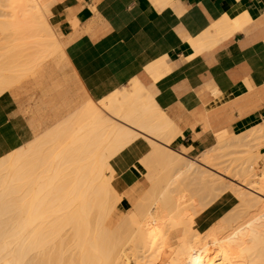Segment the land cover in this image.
<instances>
[{
  "label": "bare ground",
  "instance_id": "1",
  "mask_svg": "<svg viewBox=\"0 0 264 264\" xmlns=\"http://www.w3.org/2000/svg\"><path fill=\"white\" fill-rule=\"evenodd\" d=\"M57 1L0 0V48H61L51 13ZM244 22L225 18L226 34ZM46 57H29L23 73ZM148 70L156 83L172 66L154 61ZM14 79L0 76V87ZM246 83L249 94L240 99L213 91L203 132L211 130L209 115L220 107L232 113L231 124L197 157L186 146L177 149L184 130L157 101L156 91L148 96L151 104L145 102L139 82L132 109L130 95L112 98L111 107L102 103L112 113L114 101L120 103V117L136 131L90 102L88 127L75 129L70 143L57 130L1 155L0 264H148L154 248L157 264H264V191L249 185L264 146V86ZM141 130L151 145L142 157L153 182L150 198V188L139 197L110 162ZM231 147L242 155L229 158ZM223 195L237 204L214 225L186 228L185 215L201 216ZM124 197L135 207L129 217L117 212Z\"/></svg>",
  "mask_w": 264,
  "mask_h": 264
},
{
  "label": "crops",
  "instance_id": "2",
  "mask_svg": "<svg viewBox=\"0 0 264 264\" xmlns=\"http://www.w3.org/2000/svg\"><path fill=\"white\" fill-rule=\"evenodd\" d=\"M51 13L61 48H0V76L15 78L0 87V156L57 130L70 143L75 129L88 127L90 102L136 131L120 117V103L114 101V113L102 103L111 107L112 98L130 95L132 109L139 82L145 102L151 104L148 96L156 91L157 101L184 130L177 149L186 146L197 157L231 124L232 113L220 107L209 115L211 131L203 132L213 91L240 99L249 94L247 81L264 86V0H58ZM225 18L245 22L226 34ZM38 55L47 57L23 73L24 63ZM154 61L172 66L156 83L148 70ZM141 133L110 160L126 186L148 183L142 157L151 145L149 134ZM132 145H139L134 166L125 157ZM258 164L264 165V146ZM235 200L223 195L195 218V228L218 221Z\"/></svg>",
  "mask_w": 264,
  "mask_h": 264
},
{
  "label": "rangeland",
  "instance_id": "3",
  "mask_svg": "<svg viewBox=\"0 0 264 264\" xmlns=\"http://www.w3.org/2000/svg\"><path fill=\"white\" fill-rule=\"evenodd\" d=\"M218 135H219V132H216L214 138L216 139ZM250 151H251V149L249 150V148H248L247 149V153L250 152ZM228 153H231L229 155V158L230 157H234L236 155L237 156L242 155L241 153H239V150H238V153H236V150L233 149L232 147L230 148ZM254 167H255V176H254V178L252 180L253 183L250 182L249 185L253 186L255 189H261V190L264 191V187L261 188V183L264 184L263 168H261L259 166V164H254ZM152 187H153V182H150L149 179H148V183L141 182V183H138L137 185H134L135 191H136V193H137V195L139 197H143L147 193L148 189L150 188V191H151V193L149 194V198H150L152 196ZM221 197H219V199ZM237 202H238V200L236 199L235 202H234L235 205L237 204ZM119 211H122V213H124L126 216L129 217V216L133 215V213L135 211V207L130 206L128 204V199L126 197H124V199L122 198L121 204H120V206L117 209V212H119ZM195 217L196 216L195 215L193 216L191 213L185 215V222H186L185 226H186V228H188V229L189 228H192V229L195 228ZM215 223H213L212 225H214ZM228 226L220 232L222 235L227 233ZM157 255H158V250L157 249H155V248L154 249H150V251L147 253V259H146V261H149L148 264H157V259H156Z\"/></svg>",
  "mask_w": 264,
  "mask_h": 264
},
{
  "label": "snow or ice",
  "instance_id": "4",
  "mask_svg": "<svg viewBox=\"0 0 264 264\" xmlns=\"http://www.w3.org/2000/svg\"><path fill=\"white\" fill-rule=\"evenodd\" d=\"M138 149H139V145H132L125 152V157L127 158V163L129 165L132 166L135 165V162L137 160ZM196 264H201V262L198 260Z\"/></svg>",
  "mask_w": 264,
  "mask_h": 264
},
{
  "label": "built area",
  "instance_id": "5",
  "mask_svg": "<svg viewBox=\"0 0 264 264\" xmlns=\"http://www.w3.org/2000/svg\"><path fill=\"white\" fill-rule=\"evenodd\" d=\"M42 12L44 13V15L47 17L48 15H47V12L45 11V9L44 8H42ZM261 188H262V186H261Z\"/></svg>",
  "mask_w": 264,
  "mask_h": 264
}]
</instances>
